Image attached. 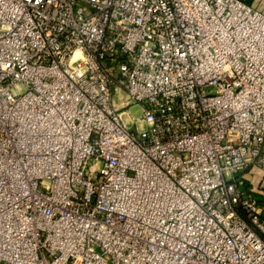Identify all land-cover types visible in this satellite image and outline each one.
I'll use <instances>...</instances> for the list:
<instances>
[{"label": "built area", "instance_id": "obj_1", "mask_svg": "<svg viewBox=\"0 0 264 264\" xmlns=\"http://www.w3.org/2000/svg\"><path fill=\"white\" fill-rule=\"evenodd\" d=\"M251 166L264 188L260 11L0 0V264H264Z\"/></svg>", "mask_w": 264, "mask_h": 264}, {"label": "crops", "instance_id": "obj_2", "mask_svg": "<svg viewBox=\"0 0 264 264\" xmlns=\"http://www.w3.org/2000/svg\"><path fill=\"white\" fill-rule=\"evenodd\" d=\"M244 1L254 9L264 14V0ZM238 178L243 183V187L248 188L251 194L257 199L259 207L261 208L262 217L264 218V188L260 187L262 171L256 166H251L238 174Z\"/></svg>", "mask_w": 264, "mask_h": 264}, {"label": "rangeland", "instance_id": "obj_3", "mask_svg": "<svg viewBox=\"0 0 264 264\" xmlns=\"http://www.w3.org/2000/svg\"><path fill=\"white\" fill-rule=\"evenodd\" d=\"M120 94H122L123 100H125L126 99L125 93L121 91ZM120 94H117V95H120ZM141 116H142V107L139 104H132L128 108L123 109L122 117L124 120H126L127 124L129 125H130V122H129L130 120L128 118H138ZM131 127H134V126L131 125ZM135 127L137 128L138 125H136Z\"/></svg>", "mask_w": 264, "mask_h": 264}]
</instances>
